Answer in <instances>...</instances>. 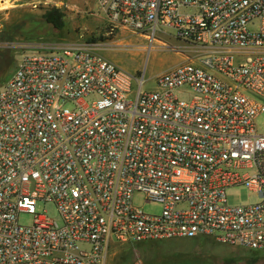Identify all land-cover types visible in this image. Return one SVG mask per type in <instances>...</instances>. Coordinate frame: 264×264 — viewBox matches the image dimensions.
Wrapping results in <instances>:
<instances>
[{"label": "built area", "instance_id": "built-area-1", "mask_svg": "<svg viewBox=\"0 0 264 264\" xmlns=\"http://www.w3.org/2000/svg\"><path fill=\"white\" fill-rule=\"evenodd\" d=\"M95 2L147 54L161 35L197 54L151 91L92 44L18 60L0 86V264H107L113 245L205 236L264 253V0ZM234 187L257 201L230 205Z\"/></svg>", "mask_w": 264, "mask_h": 264}, {"label": "rangeland", "instance_id": "rangeland-1", "mask_svg": "<svg viewBox=\"0 0 264 264\" xmlns=\"http://www.w3.org/2000/svg\"><path fill=\"white\" fill-rule=\"evenodd\" d=\"M53 9L63 13L61 30L46 22V14ZM78 43L95 45L102 56L132 76H143L145 91L155 88L157 75L182 64L187 55L193 58L197 54L173 35L158 37L147 54L142 46L150 45V40L124 31L109 34L105 16L95 0H10V8L0 10V62L5 63L0 68V84L22 56L39 52L37 48ZM133 89H137L135 81ZM66 107L73 109V104ZM256 124L264 132V113L257 117ZM227 198L233 206L257 201V196L245 187L228 189ZM133 204L149 215H159L163 210L160 203L146 201L142 193L134 194ZM36 213L61 223L54 203L38 202ZM33 220L34 216L28 213L18 216L24 226L32 225ZM107 264H264V253L224 245L205 236L113 245Z\"/></svg>", "mask_w": 264, "mask_h": 264}, {"label": "trees", "instance_id": "trees-1", "mask_svg": "<svg viewBox=\"0 0 264 264\" xmlns=\"http://www.w3.org/2000/svg\"><path fill=\"white\" fill-rule=\"evenodd\" d=\"M45 19L48 24L52 25L54 28L58 30H61L64 26L63 13L60 9H53L49 11L45 16Z\"/></svg>", "mask_w": 264, "mask_h": 264}, {"label": "crops", "instance_id": "crops-1", "mask_svg": "<svg viewBox=\"0 0 264 264\" xmlns=\"http://www.w3.org/2000/svg\"><path fill=\"white\" fill-rule=\"evenodd\" d=\"M99 16V15H98ZM100 18V17H99ZM106 20V19H105ZM107 22V21H106ZM32 48V47H31ZM31 48H26L25 50H27V49H31ZM56 48H60V46L58 47V46H46V47H39V48H37L38 50H39V52H43V51H51V50H54V49H56ZM32 49H36V48H32ZM5 66V63L4 62H0V68L1 67H4ZM11 71V72H10ZM10 71L5 75V79L13 72L11 69H10ZM3 82H1V84H2ZM0 84V85H1Z\"/></svg>", "mask_w": 264, "mask_h": 264}, {"label": "bare ground", "instance_id": "bare-ground-1", "mask_svg": "<svg viewBox=\"0 0 264 264\" xmlns=\"http://www.w3.org/2000/svg\"><path fill=\"white\" fill-rule=\"evenodd\" d=\"M10 8V0H0V10Z\"/></svg>", "mask_w": 264, "mask_h": 264}]
</instances>
